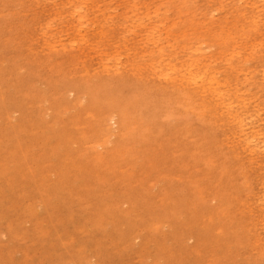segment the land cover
Returning <instances> with one entry per match:
<instances>
[{"label":"rangeland","instance_id":"rangeland-1","mask_svg":"<svg viewBox=\"0 0 264 264\" xmlns=\"http://www.w3.org/2000/svg\"><path fill=\"white\" fill-rule=\"evenodd\" d=\"M253 20L264 0H0V264H264V92L228 111L184 76L244 81Z\"/></svg>","mask_w":264,"mask_h":264},{"label":"bare ground","instance_id":"bare-ground-1","mask_svg":"<svg viewBox=\"0 0 264 264\" xmlns=\"http://www.w3.org/2000/svg\"><path fill=\"white\" fill-rule=\"evenodd\" d=\"M238 21H242L243 18L246 16L244 14L237 13ZM262 25L259 21L253 20L252 22H241V25L239 26V30L243 32L246 45H242L243 50L248 52V56L245 57L241 52H237V66L232 67V71L236 72L240 70V72L244 73V76L246 79L244 81L236 80L232 81L230 79L228 80H220L210 69H205L202 73V75L198 76L197 73L193 72L191 69L193 64H190L185 69L184 76L187 77L190 81H195L197 78H201V81L205 82L206 87H204V93L206 95H209L211 97V100L216 104L218 108L224 107L228 111L233 110L232 105L234 104L235 100L238 103L239 109H243V111H247L250 100L246 99L243 93H240L242 90V87L250 88L255 85V88L257 91H263L264 92V81L258 84H254V79L256 75L261 74L262 79L264 80V64L260 62V58L262 56L259 55V51L264 50V38L262 40L258 39V36H262ZM235 34L233 32L227 31L224 33V35L218 34V41L223 40V44L221 48H224L220 55H224L226 52L227 47L230 45L232 47V44L235 40ZM227 45V46H226ZM234 47L232 50L236 51V44L234 43ZM250 51V52H249ZM253 61H256V64H258L259 68L250 66V63ZM176 79L172 80L175 81ZM182 82H186L185 79H181ZM198 83V80L195 82V84ZM187 100L188 97H186ZM257 101V98H256ZM255 101V102H256ZM210 103H212L210 101ZM259 106L258 104H256ZM231 116H233L232 113H230ZM239 124L240 126L243 124L244 119L242 114H237L232 117V122H235ZM123 122V119H122ZM248 137V136H247ZM255 137L253 136V139ZM249 141L248 139H245ZM253 142V141H252ZM251 148V147H250ZM258 149V146L252 150V152L256 153Z\"/></svg>","mask_w":264,"mask_h":264}]
</instances>
